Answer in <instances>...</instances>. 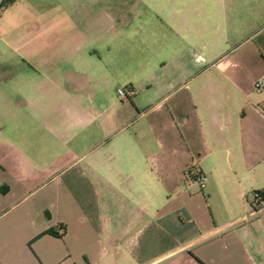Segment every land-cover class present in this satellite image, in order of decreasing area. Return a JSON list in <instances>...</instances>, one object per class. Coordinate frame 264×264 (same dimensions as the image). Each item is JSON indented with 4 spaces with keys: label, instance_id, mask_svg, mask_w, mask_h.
I'll return each instance as SVG.
<instances>
[{
    "label": "crops",
    "instance_id": "crops-1",
    "mask_svg": "<svg viewBox=\"0 0 264 264\" xmlns=\"http://www.w3.org/2000/svg\"><path fill=\"white\" fill-rule=\"evenodd\" d=\"M54 6L0 88V264H264L256 2Z\"/></svg>",
    "mask_w": 264,
    "mask_h": 264
},
{
    "label": "rangeland",
    "instance_id": "rangeland-1",
    "mask_svg": "<svg viewBox=\"0 0 264 264\" xmlns=\"http://www.w3.org/2000/svg\"><path fill=\"white\" fill-rule=\"evenodd\" d=\"M1 1V0H0ZM257 6V20H264V0H254ZM57 0H15L14 4L0 7V72L4 76L0 80V88L12 85L11 75L24 71L27 61L12 48L16 37L25 35L24 30L29 22L38 23L47 9L56 8ZM50 12V11H49ZM55 15L51 13V17ZM243 20V18H242ZM12 45V46H11Z\"/></svg>",
    "mask_w": 264,
    "mask_h": 264
},
{
    "label": "built area",
    "instance_id": "built-area-1",
    "mask_svg": "<svg viewBox=\"0 0 264 264\" xmlns=\"http://www.w3.org/2000/svg\"><path fill=\"white\" fill-rule=\"evenodd\" d=\"M251 89H252V92H254L255 94L260 93L264 89V80H256L252 82ZM116 94L118 96H123V92L121 90H116ZM204 184H205V181L203 180L199 181L197 183L198 188L201 189ZM251 205L255 210H264V199L256 194L253 196V201ZM60 232L61 230L60 228H58V233Z\"/></svg>",
    "mask_w": 264,
    "mask_h": 264
},
{
    "label": "trees",
    "instance_id": "trees-1",
    "mask_svg": "<svg viewBox=\"0 0 264 264\" xmlns=\"http://www.w3.org/2000/svg\"><path fill=\"white\" fill-rule=\"evenodd\" d=\"M15 0H1L0 1V7L2 6H7V5H10L14 2ZM61 230V229H60ZM45 234H48L52 237H59V235H61L62 233V230L59 234H56L55 232L51 231V230H47L46 232H44Z\"/></svg>",
    "mask_w": 264,
    "mask_h": 264
}]
</instances>
